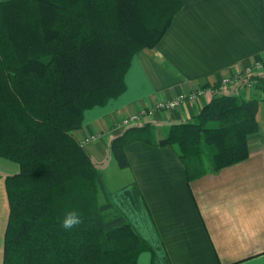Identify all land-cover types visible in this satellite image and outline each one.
<instances>
[{"label":"trees","instance_id":"16d2710c","mask_svg":"<svg viewBox=\"0 0 264 264\" xmlns=\"http://www.w3.org/2000/svg\"><path fill=\"white\" fill-rule=\"evenodd\" d=\"M182 0L0 1V156L19 164L5 179L9 214L3 264H136L144 240L114 205L101 173L72 130L83 111L125 88L132 55L152 48ZM264 92V76H254ZM257 98L213 93L190 120L158 139L186 179L248 155ZM148 124L127 127L109 151L147 140ZM82 223L65 230L68 211Z\"/></svg>","mask_w":264,"mask_h":264},{"label":"crops","instance_id":"0c3cea01","mask_svg":"<svg viewBox=\"0 0 264 264\" xmlns=\"http://www.w3.org/2000/svg\"><path fill=\"white\" fill-rule=\"evenodd\" d=\"M182 1L156 45L132 55L124 90L85 109L71 133L101 173L111 201L147 245L136 264H264L263 91L238 86L218 92L257 98L258 127L247 136V157L216 171L187 180L173 147L155 144L192 119L213 93L146 117L147 140L125 145L126 167H116L109 151L126 129L123 116L201 86L218 91L221 75L252 67L264 53V0ZM18 172L17 162L0 156V264L9 214L5 179Z\"/></svg>","mask_w":264,"mask_h":264},{"label":"built area","instance_id":"2783aa9c","mask_svg":"<svg viewBox=\"0 0 264 264\" xmlns=\"http://www.w3.org/2000/svg\"><path fill=\"white\" fill-rule=\"evenodd\" d=\"M264 71V53L254 62L252 67L245 69H230L218 79V91L211 90L209 86H201L193 91L181 92L169 99H157L152 105L140 108L137 112L129 113L123 116L120 123L123 127L139 126L145 122L146 117H152L155 111L170 110L178 107L182 102H194L195 100L204 98L212 93L219 91L235 90L238 86L246 89L255 87L254 76H259ZM90 137L84 138L85 141ZM82 142V141H81Z\"/></svg>","mask_w":264,"mask_h":264},{"label":"clouds","instance_id":"9594fccd","mask_svg":"<svg viewBox=\"0 0 264 264\" xmlns=\"http://www.w3.org/2000/svg\"><path fill=\"white\" fill-rule=\"evenodd\" d=\"M82 223L81 215L76 210L68 211L63 219L62 227L65 230L72 229Z\"/></svg>","mask_w":264,"mask_h":264},{"label":"rangeland","instance_id":"374dc122","mask_svg":"<svg viewBox=\"0 0 264 264\" xmlns=\"http://www.w3.org/2000/svg\"><path fill=\"white\" fill-rule=\"evenodd\" d=\"M115 165H117V164H115ZM116 167H118V165Z\"/></svg>","mask_w":264,"mask_h":264}]
</instances>
